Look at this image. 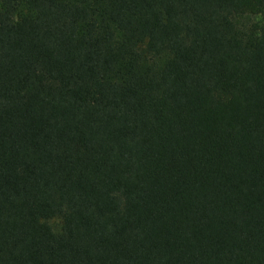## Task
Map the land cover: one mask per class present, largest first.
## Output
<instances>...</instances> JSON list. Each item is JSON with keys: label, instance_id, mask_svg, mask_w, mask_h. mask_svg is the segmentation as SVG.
Listing matches in <instances>:
<instances>
[{"label": "trees", "instance_id": "obj_1", "mask_svg": "<svg viewBox=\"0 0 264 264\" xmlns=\"http://www.w3.org/2000/svg\"><path fill=\"white\" fill-rule=\"evenodd\" d=\"M0 264H264V0H0Z\"/></svg>", "mask_w": 264, "mask_h": 264}, {"label": "rangeland", "instance_id": "obj_2", "mask_svg": "<svg viewBox=\"0 0 264 264\" xmlns=\"http://www.w3.org/2000/svg\"><path fill=\"white\" fill-rule=\"evenodd\" d=\"M49 223L55 232H60V227H61L60 220L53 219V220H50Z\"/></svg>", "mask_w": 264, "mask_h": 264}]
</instances>
